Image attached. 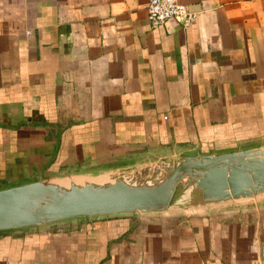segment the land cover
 I'll use <instances>...</instances> for the list:
<instances>
[{
    "label": "crops",
    "instance_id": "0c3cea01",
    "mask_svg": "<svg viewBox=\"0 0 264 264\" xmlns=\"http://www.w3.org/2000/svg\"><path fill=\"white\" fill-rule=\"evenodd\" d=\"M0 0V190L264 150V0ZM0 232V264H264V191Z\"/></svg>",
    "mask_w": 264,
    "mask_h": 264
},
{
    "label": "water",
    "instance_id": "95a60500",
    "mask_svg": "<svg viewBox=\"0 0 264 264\" xmlns=\"http://www.w3.org/2000/svg\"><path fill=\"white\" fill-rule=\"evenodd\" d=\"M157 183L98 185L42 180L0 190V232L76 218L165 213L193 204L252 198L264 191V150L188 156ZM64 180V179H61Z\"/></svg>",
    "mask_w": 264,
    "mask_h": 264
},
{
    "label": "bare ground",
    "instance_id": "6f19581e",
    "mask_svg": "<svg viewBox=\"0 0 264 264\" xmlns=\"http://www.w3.org/2000/svg\"><path fill=\"white\" fill-rule=\"evenodd\" d=\"M166 172V169H162L161 166L157 164V166L149 169L144 168L140 170H131L122 173H109L96 179L83 177L66 178L64 180L58 181V183L63 187H68L70 182H75L78 184L94 183L98 185L110 184L116 182L117 180H125L130 184H141L143 182L157 183L163 179Z\"/></svg>",
    "mask_w": 264,
    "mask_h": 264
},
{
    "label": "built area",
    "instance_id": "2783aa9c",
    "mask_svg": "<svg viewBox=\"0 0 264 264\" xmlns=\"http://www.w3.org/2000/svg\"><path fill=\"white\" fill-rule=\"evenodd\" d=\"M146 14L149 25L152 28L163 27L167 22L176 18H188L189 13L179 0H149L146 6ZM203 264H223L214 261H207Z\"/></svg>",
    "mask_w": 264,
    "mask_h": 264
},
{
    "label": "rangeland",
    "instance_id": "374dc122",
    "mask_svg": "<svg viewBox=\"0 0 264 264\" xmlns=\"http://www.w3.org/2000/svg\"><path fill=\"white\" fill-rule=\"evenodd\" d=\"M171 162H163L162 164H170ZM158 165H160V163H157ZM157 164H152V165H148V166H146V168L145 167H143V168H139L138 170H140V169H149V168H152V167H155V166H157ZM51 181V180H50ZM172 211H180L179 209H172V210H170V211H168V212H172ZM168 212H166V213H168Z\"/></svg>",
    "mask_w": 264,
    "mask_h": 264
}]
</instances>
